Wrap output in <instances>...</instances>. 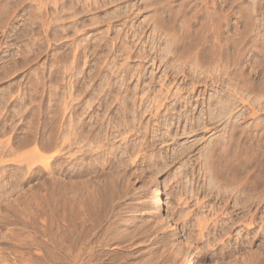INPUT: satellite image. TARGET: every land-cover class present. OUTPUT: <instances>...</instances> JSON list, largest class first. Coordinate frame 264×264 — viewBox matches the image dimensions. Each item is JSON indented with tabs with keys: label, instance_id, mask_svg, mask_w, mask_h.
<instances>
[{
	"label": "bare ground",
	"instance_id": "bare-ground-1",
	"mask_svg": "<svg viewBox=\"0 0 264 264\" xmlns=\"http://www.w3.org/2000/svg\"><path fill=\"white\" fill-rule=\"evenodd\" d=\"M176 1L178 0H164V2H167V7L164 11L166 14L165 17L162 13L161 15L163 18L155 13V15H157L155 16L156 21H154L156 24L154 25L157 27L156 29L154 28L155 32L159 31L161 28L162 30H168V28L171 30H168V33L170 34H167L169 37H166L168 45L162 49L166 55L168 53L172 54L175 51L177 52L174 53L175 56L180 54L179 56L182 55L183 58L185 50L191 48L190 46L193 44V40L198 39L196 38L195 33L199 35L197 32H200V29L204 28L202 29V32L203 30H207V32H203V37L200 38V40L198 39L201 43L198 40H195V42L198 41L201 46L198 45V51L196 53L194 52L195 54L191 57H186L185 60L188 59L189 61H193L198 67L199 63L202 65L203 62L208 65L212 60L217 59V62L219 61L221 66V70H219V72L221 71V74H223L225 73L224 70L226 69L229 61V55L232 54L230 53V50L233 47L231 46L232 44L234 45L233 49L236 60L241 59V62H246V53L249 50V47L254 46L259 52L261 51L263 53L260 56H262V64L264 63V25L262 27L261 23L256 22L257 18L255 19V16L253 15L254 12H258V8L260 7L261 15L264 16V0H258L255 2L256 10H249L250 7H246V9L248 8V13L246 15L247 19L245 18L244 30L238 31V37L233 38L231 40V44L229 39H227L228 37H226L229 26V14L227 12L230 10L229 7L228 11L226 10L227 0H224V5H218L217 7L216 5L212 6L213 10L211 11L207 12V9L206 11L204 10L206 13L205 15H202V17L205 16L207 18V23L204 24L203 21V24L201 25L202 28L199 30V27L197 30L194 28V24H200L199 18L197 16L194 17V15L198 13L195 12L193 15L195 21L192 20L190 16V19L192 22L194 21V23L190 22V26H182L183 31L181 32L178 31V27H181V25L177 26L178 20L182 17H188L186 16L187 12L191 11L197 4L194 3L196 0H183L181 2V5L184 6L183 9L176 10V6H174ZM70 2L74 4V9L78 6L76 2L72 0ZM104 2L103 4L106 5L109 1L106 0V2ZM111 2H113V0ZM161 2V0H145L144 3L146 7L155 5L153 7V9H155L153 12H155L156 9H158L157 5L160 6V4L164 3ZM128 5L131 6L130 4ZM161 6L163 7V5ZM129 10L132 9L128 8L124 15L127 12L129 13ZM101 18L103 19V17ZM112 18L114 19L115 16H104L103 20L98 18V23L107 21L109 22L108 25L110 27L112 24L110 22L112 21ZM108 41H110L111 44L112 40L110 39ZM250 44L253 46H250ZM123 45L124 44L122 43L118 51L128 53V56L132 57V54L135 53H132L131 49H127V46L124 47ZM241 45H243L242 48L244 50L240 49ZM181 48H183L184 51H180ZM139 55V57L142 58L141 53ZM163 60H165L164 57ZM107 67L109 66L107 65ZM127 70L128 72L119 82L120 88L123 86L126 87V94L122 95L120 88L116 89V87H114L111 89L110 87V91L112 93L110 95H113V97H109V99L105 98L106 100L101 99L100 103L98 102V112H95L96 114L94 115V119L88 117L90 120L93 119L91 121L84 118L87 114L86 112L88 111L87 109H84L86 106H83L84 108L81 106L83 100L81 101L77 98H73L68 101L65 96L62 98L61 96L59 98L50 97L48 100L51 109L48 108L50 111L45 114V110L43 111V109L47 106L45 108L43 107L44 100L39 98L37 99L38 103L36 102V107H33L35 110H33V118V114L31 113L32 115H30L32 118V128L29 127L31 124L28 126L31 121L26 122L28 123L27 128H30L31 135L33 132V137L31 135V137H25V139L33 138V142L31 140L29 141L34 143V149H32V151L31 149L28 151L26 150V152H28V154H26L29 155L28 157L25 155L22 158L21 156L24 155V153L20 154V157H18L25 159L24 162H27L26 160L29 159V163L31 161L30 164L33 163V166L35 164L36 166L34 167L36 168L34 171L36 177L40 179V181L42 179V181L39 183L38 188L34 189L29 196L26 194L27 196H25L24 199L20 198V201H17V206H14L15 208L10 206L14 208H12L14 214L12 215L7 212L8 215L13 217L15 216V219L21 224V227H19L20 229L18 228L19 230L13 229L11 230L12 232L10 231V233H12L10 235L11 240L18 248L34 245L37 249L35 251H38L36 253L39 254L43 253V251L40 253L42 248L48 246L47 250L46 247L44 248L46 251H44V254H46V257L49 256L55 264H68V261L76 264L77 261L80 259L82 260L84 256H87L88 258L98 256V264H204V258L199 257L198 254V256L195 254L193 255L185 249L183 245L178 244L176 240L175 242L170 239H160L159 233H157L161 227L160 224L158 222L153 224L154 221L149 220V218H151L150 216L146 219L144 216L145 214L139 212V208L132 209L129 207H121L122 202L118 201L123 199V197L125 198V196L129 194L130 188H132L131 191H133L134 188L131 185L133 182L129 181L130 175L127 176V174H123L124 172L120 173L118 170L123 162L128 161V159L130 160L134 156L140 157L139 159H142L145 162L150 161L151 166L155 167L156 172L166 171L173 164H176L178 161L180 162L181 159L190 157L185 161L182 160V167L179 174L185 178H189L190 181L195 180L197 183V179L194 176L196 173L192 167V163H190V161L192 162L190 155L194 146L200 140L197 139L189 143L188 137H190V135L195 131L197 132L203 129L209 131L212 127L218 130V127L224 125L221 128L222 132L218 134L217 139L213 142L211 141L204 151L202 149L203 152L200 170H202L204 178L202 180L203 184L198 183L197 187L199 191H201L200 194L203 193V195L207 197V200H203L204 202H202V198L199 196L198 201L193 204L195 208L191 211H193L196 215V218H194V221L192 220V229L189 228V230L191 229L196 232V240L203 244L204 250L207 254H212V256L210 254L209 255L214 260V263H218V259H221L224 264H264V149H260L261 146L259 145L261 139L263 138L261 135H258V133L252 134L251 132V134H249L247 131L248 134H246V128H242L243 130H241L240 120L244 118L246 114L240 113L239 115L234 114L232 116L234 110L238 107V102L240 100L238 97L239 93L225 91L224 87L223 89L220 88V91L218 90L219 92L215 93L214 91L206 102V110L203 112L201 111L200 114L197 113V115L194 113L196 109L194 108V101L191 99L192 97H179V90L177 93H174V96L176 97L173 98V100H171V96L168 95L169 91L163 92L160 90V93L153 98V101H145L142 98L143 96H139L140 84L137 85V87L135 86L136 88L134 87L132 90H128L129 87L127 86V80L130 76L131 69ZM140 74H142V71ZM226 74L227 73H225V75ZM260 74L261 72L255 73V76L258 78L252 79V81L250 80V82H248V84L250 83L249 86L245 83L249 91L252 93H264V73L262 76H260ZM211 79L215 80V78ZM227 82L226 80L220 79L219 83L225 87L228 83L231 85L230 82ZM106 85L108 84L106 83ZM193 87L195 88V86ZM101 88L102 87L99 88V91ZM262 93H258V95H261ZM55 95L56 94H54V96ZM33 100L36 101L35 98H33ZM59 106L65 108L69 107V113L71 114L70 118H68L69 120L64 119V114L68 111L63 108L62 109L64 111L62 109L60 111V108H58ZM21 109L23 110V108ZM146 113H152V118H149L147 121L145 120ZM263 125L264 124L261 122L255 126L258 129L262 128ZM173 126L177 128L178 126H181V129L175 130L173 129ZM29 134L26 133L25 136H29ZM132 136H136V138L142 137L145 141L141 139L142 141L140 145L137 142H133L134 138L132 140ZM243 136L245 137L243 138ZM25 139L23 138V140ZM244 139L247 142H244ZM170 140L175 146L169 153L166 154L162 151L163 148L160 146ZM26 141H24V144H26ZM261 145L263 146V144ZM19 148L22 149L21 146ZM19 148L15 150L20 151L21 149ZM145 149L151 153L149 155L143 154L146 152H144ZM17 151L16 153H19V151ZM29 151L30 153L32 152L31 159ZM14 152L11 154H14ZM33 166L31 167L33 168ZM31 167H29L27 162V168ZM32 168L31 170L33 171ZM31 170H27V174H29L30 172L28 173V171ZM104 170H107L106 173H103L105 172ZM63 174H71V177L73 178L72 182L69 181V183L63 184L60 180L62 182L61 183L59 181V176ZM179 174L177 172L175 176H180ZM128 182L131 185L130 187L128 186ZM194 190L195 187L193 191ZM1 192L3 191L0 189V193ZM3 194H0V203L2 202L1 197H3ZM129 196L131 195H128V197ZM155 196H157V201L155 202L153 199L154 203L160 207L162 205V201L160 200L161 198L159 197V193L157 192V195L155 194ZM213 198H216L219 203L215 205V207L211 206ZM184 212V216H189L190 213L187 212V214ZM182 218H184L183 215ZM186 226L190 227V224ZM240 227H243V229L238 230ZM236 230H238L235 241V244L237 245H231V247L230 241ZM187 237L189 238V236ZM189 241L192 240L189 239ZM257 243L260 247H262L260 251L246 253L243 257L241 256V251L244 248L254 247ZM95 245L98 246V251L95 250ZM197 250L198 253L203 252L201 249ZM16 251L19 252L18 254L20 257H23L24 253L22 254L19 250ZM204 256L206 257V253L203 254V257ZM5 258L7 257L5 256L2 259L8 260V258ZM2 262L3 261L0 260V264L11 263L8 261Z\"/></svg>",
	"mask_w": 264,
	"mask_h": 264
},
{
	"label": "rangeland",
	"instance_id": "rangeland-1",
	"mask_svg": "<svg viewBox=\"0 0 264 264\" xmlns=\"http://www.w3.org/2000/svg\"><path fill=\"white\" fill-rule=\"evenodd\" d=\"M70 1L71 0H41V1L40 0H2V1L0 0V141L2 142V143L0 142V189L1 191H3L1 193L2 194L4 193L2 195L3 197H1L2 202L0 203V230H1L0 260L3 262L5 261L11 262L9 264H55L52 262L49 256L46 257V254H44L46 252L44 248L46 247L47 250L48 246L42 248L40 253H42V251L43 253L39 254L36 253L38 251H35L37 249L35 248L34 245L18 248L10 238V235L12 234L10 233V231L13 229L19 230L21 224L18 223V221L15 219L16 218L15 216L14 217L10 216L8 215V213H11L13 215L14 212L12 210L17 206L18 202L20 201V198L24 199L25 196L27 195L29 196L32 193V191H34V189L38 188L39 183L42 181V179L40 181V179L36 177L34 171L36 168L34 166L36 165L34 164L33 166L32 165L33 163L30 164L31 161L29 163L28 161L29 159L26 160L28 162L29 167L33 166V168L31 167L33 169L32 171L31 168H27V162H24L25 159H22L25 155L28 154L26 150L28 151L31 149L32 151V149H34L33 147L34 143H32L33 138L25 139V137H31V136L33 137V132L31 135L30 128H32V118L34 116L33 110L36 107L35 105L38 103L37 100L38 98L44 100L43 101L44 108L47 106L45 109H43V111L45 110L44 112L45 114L50 111L49 109H51L48 100L50 99V97L59 98L61 96L62 98L65 96L68 101L72 100L73 98H77L81 101L83 100L82 104L83 103L84 104L83 105L81 104V106L82 108L86 106V108L84 109H87L88 111L86 112L87 114L84 118L91 121L94 119V115L98 112L97 108H98V104L100 103V100L101 99L106 100L109 99V97L112 98L113 95L112 96L110 95L112 94L110 90L114 87H116V89L120 88L119 82L128 72L127 69L129 70L131 69L130 76L127 80V84H128L127 86L129 87L128 90L130 89L132 90L135 86L137 87V85L140 84L139 96L141 97L143 96L142 98L145 101H153V98L158 93H160V90H162L163 92L169 91L168 95H170L171 96L170 99L173 100V98L176 97L174 96V93H177V91L179 90L180 93L179 97L181 96L184 97L189 96V98L192 97L191 99L194 101L192 102L194 108L196 109L194 113L196 114L197 113L200 114L201 111L202 112L205 111L207 108V107L205 108L206 102L208 101L209 97L213 94L214 91L215 93L219 92L220 91L219 89L220 88L223 89L224 87L225 91H230V92L232 91L234 93L235 92L239 93L238 97L240 100L238 102V107L236 108V110H234L232 116L234 114L239 115L240 113L246 114L245 117L240 120L241 130H243L242 128L244 129L246 128L245 131L246 132L248 131L249 134H251L252 132V134L258 133V135H261V137L263 138L261 139V141L263 143L260 141L259 145L261 146L260 149H264V125L262 128H258V129L255 126L261 122L264 124V108H263L264 93L262 92H257V94L252 93L249 91V89L246 86V84H248L250 80L252 81V79L258 78L255 76V73L261 72L260 76L263 75L264 63L262 64V60H261L262 56H260L263 53L261 51L259 52L258 49H256L252 44H250V46L253 47H249V50L246 53L247 54V56H245L247 57L245 58L246 62L243 61L241 62V59L240 60L237 59L238 60L237 62L236 56L234 54L235 52L233 49L234 45L231 44V40L233 38L238 37V31L244 30L245 20L247 19L246 15L248 13L247 10L248 8L246 9V7H250L249 10L250 9L256 10L255 2L258 0H241V1L229 0V2L232 1L230 2V5L227 0V4H226L227 8L226 6L225 8L227 11L229 8L230 10L227 12L229 14V26L227 32L228 34L226 33V37H228L227 39H229L230 44L233 47L230 50V53L232 54L229 55L228 58L229 61L227 59L228 63L225 69L227 72L224 70V72L227 73L226 75L225 73L221 74V71L219 72V70H221V66H220V62L219 61H218L219 63L217 62V59L212 60L211 63L208 65L207 63H203L201 61L202 65L201 63H199L198 67L194 64L193 61H189L188 59L185 60L186 57H191L193 54H195L198 51L197 48L201 46L200 44L201 41L199 40L200 38L203 37V32H207V30H203L202 32V29H204L201 26L203 24V21L204 24L207 23L206 22L207 18L205 16L202 17V15H205L206 9L207 12L213 10L212 6L216 5L217 7L218 5L219 6H221L222 4L224 5V0H196V1L193 0L194 3H196L197 5H195V7L191 11L187 12L186 16L188 17H182L183 19L180 18L178 20L177 26L181 25V27L180 26L178 27V31L180 32L183 31L182 26L186 27V25L190 26L191 23H194L195 21L194 17L196 16L199 18L200 24H194V28L195 30H197L198 27H199L198 30L202 28L200 29V32H197L199 35L195 33L196 38L199 39V40L198 39L195 40H198L200 43L198 41L195 42V40H193L194 45L191 44L190 46L191 48L185 50L183 54L184 55L183 58L182 55L179 56L180 54L179 55L176 54L177 56H175L174 53H177L175 51L172 54L168 53L166 55V53L162 50L163 48H165L166 45H168V43L166 42L167 41L166 37H169L167 36V34H170L168 33V30H170L169 28L168 30L167 29L162 30L161 28L160 30L162 31L159 30L160 32L159 31L155 32L154 30V28L155 29L157 28L155 27L156 24L154 23V21H156L155 16H157L155 15V13L161 16V18H163V16L164 17L166 16L164 11L165 8L167 7V2H164V0H161L164 3L161 2L162 4H160V6L157 5L158 9H156L155 12H153V10H155L153 9L155 5H150L149 7H146L144 3L145 0H113V2H111L112 0H108L109 2L106 5L103 4L104 1L106 2V0H72L76 2L78 5L75 8L76 10L74 9L73 6L74 4H72ZM182 1L183 0H178L174 3V6H176L175 7L176 10L183 9L184 6L181 5ZM128 4H130L131 6H129ZM161 5H163L164 8ZM128 8L132 10H129V13L127 12L124 15V13L126 12V10H128ZM159 9L160 10L163 9V10L160 11ZM157 11L158 12L160 11L159 12L160 14ZM195 12L198 13L194 15ZM161 13L163 16L161 15ZM110 15L115 16V18L114 19L112 18V21H110L112 23L110 27L108 25L109 22L107 21L98 23V18L102 19L101 17H103L104 19V16L106 17ZM253 15L255 16V19L257 18L256 22L261 23V26L263 27L264 16L261 15L260 7L258 8V12H254ZM190 16L191 19L194 20L193 22L190 19ZM83 28H85L86 30ZM107 39L112 40L111 44L110 41H108ZM122 43L124 44L123 45L124 47L127 46V49H131L132 53H135L132 54V57H129L128 53H123L121 51H118ZM242 46L243 45L240 46V49L244 50ZM180 51H184V49L181 48ZM140 53L142 55V58L139 57ZM163 57L166 61L163 60ZM107 65L109 67H107ZM235 70L237 73L235 72ZM141 71L142 74H140ZM210 77L215 78V80L211 79ZM220 79L226 80V82L229 80L228 82H230L231 85L235 87L231 86L228 82H227L228 87L226 86L227 88L225 86L220 85L219 83ZM105 82L108 85H106ZM249 85L250 83L248 84V86ZM193 86H195V88ZM100 87H102L103 89L101 88V90L99 91ZM123 87L120 88V91L122 92V95H125L126 87L125 86ZM236 90L239 91L237 92ZM258 93H262V94L258 95ZM54 94L56 95L54 96ZM33 98H35L36 101L33 100ZM32 100L34 103L32 102ZM89 104L91 107L89 106ZM21 108H23V110ZM58 108H60V111L62 108L68 111L65 112L64 119L69 120L68 118H70L71 115L69 113L70 112L69 107L65 108L59 106ZM30 115H32V118ZM29 117L31 118V120ZM88 117H91L93 119L90 120V118ZM25 118L27 119L29 118V119L27 120ZM149 118L150 119L152 118V113H146L145 120L147 121ZM26 122H29V124ZM27 124L28 126L31 124V126H29L30 127L29 129L27 128L28 127ZM223 126L224 125L218 127V130L210 126L212 128H210L209 131L205 129L199 130L197 132L195 131L190 135V137H188L189 143L197 139L200 140L194 146L192 153L190 155L192 158V162L190 161V163H192V167L194 168V171L196 173L194 176L197 179V183L195 182V180L190 181L189 178H185L181 174H179L182 167V162L190 157H185L184 159H181L180 162L178 161L176 164H173L166 171L164 170V171L156 172L155 167L151 166L150 161H146L147 162L146 163L142 159H139L140 157L138 156L136 157L133 155L134 156L133 158L123 162L122 165L120 166V169L119 170L117 169L120 173L124 172L123 174H127V176L130 175L129 181L133 182L131 183V185L135 189V190L133 189L134 191L133 192L131 191L132 188H130L131 193L129 192L128 194L131 195L129 196L130 199L128 195H126L125 198L123 197V199L118 201V202H122L121 207L122 208L129 207L132 209L139 208V212L145 214L144 216L146 219H148L150 216L152 219L149 218V220L154 221L153 224H155L156 222L160 224L161 227L157 232L159 233L160 239L165 238L167 240L169 239L174 241L176 240L178 244L183 245V247L193 255L194 254L196 256L199 255V257L204 258L205 259L204 264H215L216 262L214 263V260L211 257L212 254L210 253L207 254V252H205L203 244L196 240V235H195L196 232L194 230H191L192 229L191 223L194 221V218H196V215L191 210L195 208L193 204H195L198 201L199 196L200 198H202L201 199L202 202L207 200V197H205L203 193L200 194L201 191H199L197 187L198 183L203 184L202 180L204 178L203 172L202 170H200L202 152L204 151V149L207 148L208 144L211 141L213 142L215 139H217L218 134L222 132L221 128ZM173 129L180 130L181 126H178V128L173 126ZM248 132L246 134H248ZM26 133H28L29 136L27 135L25 136ZM244 137L245 136H243V138ZM23 138L25 140H23ZM137 138L136 136L131 137L133 142H137L140 145L142 141L141 139L145 141V139L142 137H137ZM21 140L23 141V143ZM29 140H31L32 142H30ZM24 141H26V144H24ZM19 142L22 145L24 144L23 145L24 148ZM244 142L247 141H245L244 139ZM261 144H263V146ZM18 146L19 147L21 146L22 149L19 148ZM174 146H175L174 143H172V141L170 140L166 143H163L160 147L163 148L162 151L167 154L171 151V149ZM18 148L21 150L20 151L18 150L19 153H16L17 150L15 149ZM12 152H14V154H11ZM144 152L145 153L143 152L142 153L145 155L146 154L149 155L151 153L146 149L144 150ZM23 153L24 155L21 156L22 158H19L20 157L19 155ZM28 156L29 155H27L26 157ZM31 157L32 155L30 156V159ZM27 170H31L28 171V173L30 172L32 175L30 173L27 174ZM107 170H104L105 172L103 171L102 172L106 173ZM177 172L180 176H175ZM23 173L26 174L24 175ZM59 177H58L59 181L61 180L63 184L69 183V181L72 182L73 180L71 174L70 175L63 174L60 175ZM131 185L129 183L128 186L130 187ZM194 187L195 190L193 191ZM156 190L159 193V197L161 198L160 200L162 201V205L160 207L159 205H156V203H154V200L155 202L157 201L156 198L157 196H155V194L157 195ZM217 204H219L218 200L216 198H213L211 201V206L215 207V205ZM10 206L13 207L15 206V207L13 208ZM183 212L184 213L188 212L190 214L189 216H184L185 214H183ZM181 214L183 215L184 218H182ZM189 224L190 227L186 226ZM189 228L191 229L189 230ZM240 229H243V227H240L238 230ZM238 230H236L233 233L232 239L230 241V246L237 245L235 244L236 243L235 241ZM187 236H189V238ZM189 239L192 241H189ZM95 248H96L95 250L98 251V246H96ZM197 249L199 250L201 249L203 251L202 252L203 254L206 253V257L205 256L203 257L202 253H198ZM261 249L262 247H260L259 244L257 243L256 245H254V247L252 246L251 248H244L241 251L242 252L241 256L243 257L246 253H253L255 251H260ZM16 250L21 251L22 254L24 253L23 257H20L18 254L19 252ZM5 256L8 258V260L2 259ZM25 260L28 262H26ZM218 261H217L218 263L216 264H224V262L221 259L220 260L218 259ZM87 262L88 264H94V263L98 264V256L89 257V258L87 256H84L82 260L81 259L78 260L76 264H87ZM56 264H61V263H56ZM68 264H73V263L71 261H68Z\"/></svg>",
	"mask_w": 264,
	"mask_h": 264
}]
</instances>
